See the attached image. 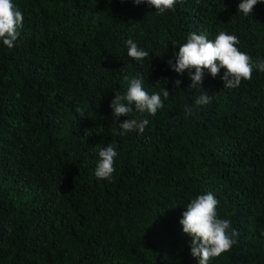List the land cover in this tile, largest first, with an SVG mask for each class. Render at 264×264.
<instances>
[{
	"label": "trees",
	"instance_id": "16d2710c",
	"mask_svg": "<svg viewBox=\"0 0 264 264\" xmlns=\"http://www.w3.org/2000/svg\"><path fill=\"white\" fill-rule=\"evenodd\" d=\"M241 2L178 0L158 14L133 0H13L24 21L13 48L0 41V264H198L179 221L209 192L239 232L210 264H264V72L229 89L223 69L205 71L190 89L168 65L192 32L226 31L264 59V3L245 16ZM128 40L149 56L130 58ZM125 76L149 94L168 89L155 116L133 106L114 118ZM201 89L211 102L197 109ZM128 118L150 123L117 135ZM108 143L116 171L98 180Z\"/></svg>",
	"mask_w": 264,
	"mask_h": 264
},
{
	"label": "clouds",
	"instance_id": "9594fccd",
	"mask_svg": "<svg viewBox=\"0 0 264 264\" xmlns=\"http://www.w3.org/2000/svg\"><path fill=\"white\" fill-rule=\"evenodd\" d=\"M136 5L147 3L154 7L158 14H164L167 10L175 9L178 0H133ZM183 3L184 0H179ZM264 3V0H242L238 6L239 13L245 16L252 15L253 9ZM24 14L17 7L13 0H0V41L7 48L15 46V42L20 37V30L23 27ZM127 55L135 61L142 62L149 52L132 40L126 41ZM239 40L237 36L220 31L214 40L209 39L206 34L192 32L188 35L186 43L179 47V51L173 60L168 61L170 69L183 76L188 73L192 84L190 89L202 86L205 71L215 78L224 70L221 77L224 88L234 89L240 86L242 81H250L254 70L264 72V59L254 61L250 55L240 51L237 47ZM107 70V69H105ZM128 88L124 94H115L110 104L113 116L116 120L120 117H130L133 113V106L138 113L147 112L155 116L158 110L164 107V101L170 96L167 88L161 93L149 94L144 88V79L130 78ZM182 81H174V88L179 87ZM211 102V96L207 92L201 91L195 98V108ZM79 112L80 110L77 109ZM185 115H191L193 106L185 105ZM83 116V113H81ZM148 119H126L119 123V129L113 124V129L117 135H125L137 131L144 133L149 125ZM118 156L116 145L108 143L107 147H100L98 151V162L95 168V177L98 180L110 181L114 172L115 160ZM219 201L212 193L200 195L186 205L179 223L183 233L191 237V255L198 260V264H210L213 258L221 256L230 251L237 243L239 232L231 227L229 219H221L217 213Z\"/></svg>",
	"mask_w": 264,
	"mask_h": 264
}]
</instances>
